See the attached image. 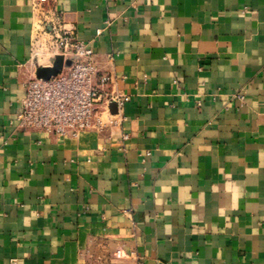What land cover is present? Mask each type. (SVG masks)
I'll return each instance as SVG.
<instances>
[{"label":"crops","instance_id":"obj_1","mask_svg":"<svg viewBox=\"0 0 264 264\" xmlns=\"http://www.w3.org/2000/svg\"><path fill=\"white\" fill-rule=\"evenodd\" d=\"M46 20L116 123L19 127ZM0 264H264V0H0Z\"/></svg>","mask_w":264,"mask_h":264},{"label":"built area","instance_id":"obj_2","mask_svg":"<svg viewBox=\"0 0 264 264\" xmlns=\"http://www.w3.org/2000/svg\"><path fill=\"white\" fill-rule=\"evenodd\" d=\"M48 1L33 0V3L42 9ZM43 29L53 35L52 46L56 54L64 56L65 64L49 79L35 76L26 82L19 127L26 131L77 137L84 131L102 129L108 122L116 123L115 117L128 96L109 90L111 75L100 74L89 42L53 20H46ZM67 60L70 64H66ZM112 104L117 106V113L111 112ZM104 114L108 122L103 120Z\"/></svg>","mask_w":264,"mask_h":264},{"label":"water","instance_id":"obj_3","mask_svg":"<svg viewBox=\"0 0 264 264\" xmlns=\"http://www.w3.org/2000/svg\"><path fill=\"white\" fill-rule=\"evenodd\" d=\"M70 62V60H67L66 64H70ZM64 64V56L58 54L53 59V64L51 66H38L36 70V76L42 79H49L51 76L57 75L62 70ZM111 112L117 113V106L115 104L111 105Z\"/></svg>","mask_w":264,"mask_h":264},{"label":"rangeland","instance_id":"obj_4","mask_svg":"<svg viewBox=\"0 0 264 264\" xmlns=\"http://www.w3.org/2000/svg\"><path fill=\"white\" fill-rule=\"evenodd\" d=\"M37 39H38V41L41 40V43H46V46H47L46 50H44V48L42 49V46H40L39 45L40 43H39L38 45H36V48H35L36 51H39V52L42 51V55H41L42 62H46L49 59V57H51V56L55 57L56 55H58V54H56L57 50L55 48H53V46H52L53 35L51 33L47 32V30H45V29H41L39 38H37ZM47 65H49V64H47ZM103 120L105 122H108L107 114L103 115Z\"/></svg>","mask_w":264,"mask_h":264}]
</instances>
